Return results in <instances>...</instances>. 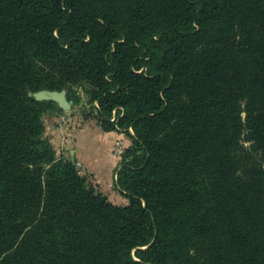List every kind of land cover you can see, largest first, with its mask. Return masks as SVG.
Wrapping results in <instances>:
<instances>
[{
    "label": "trees",
    "instance_id": "obj_1",
    "mask_svg": "<svg viewBox=\"0 0 264 264\" xmlns=\"http://www.w3.org/2000/svg\"><path fill=\"white\" fill-rule=\"evenodd\" d=\"M80 85L126 204L28 94ZM0 264H264V0H0Z\"/></svg>",
    "mask_w": 264,
    "mask_h": 264
},
{
    "label": "crops",
    "instance_id": "obj_2",
    "mask_svg": "<svg viewBox=\"0 0 264 264\" xmlns=\"http://www.w3.org/2000/svg\"><path fill=\"white\" fill-rule=\"evenodd\" d=\"M58 115L57 113L55 118ZM55 118L45 120V132L48 133L49 140L54 146L57 142L61 143L59 147L61 146L60 149H67V157L70 160L72 158L75 162H80L84 170L92 174L95 185H100L101 189L106 187L109 179L116 175L119 166V158L113 152V145L117 139L125 138L126 133L116 130L105 131L96 122L94 124L88 123L79 130H75L70 144L64 146L66 144L65 139H61L57 130L52 127ZM64 151L58 152L62 155ZM120 194L122 193L120 192Z\"/></svg>",
    "mask_w": 264,
    "mask_h": 264
},
{
    "label": "rangeland",
    "instance_id": "obj_3",
    "mask_svg": "<svg viewBox=\"0 0 264 264\" xmlns=\"http://www.w3.org/2000/svg\"><path fill=\"white\" fill-rule=\"evenodd\" d=\"M85 86V85H84ZM80 85V86H76L74 87L73 91L71 92V95L68 96L66 93V98L67 100H71L72 101V106L69 110H62L58 113V117L55 118L57 113H53V114H49L46 115L45 120L47 121L48 119L54 117V121H53V128L57 130L58 135L60 136V138H64L66 141V144H64V146H67L70 144L71 138H72V134L74 133L75 130H79L80 128L83 127L84 124H88V123H95V119H94V114H95V110L93 108V104L88 102V95L86 93L85 87ZM72 97V98H71ZM73 99L75 100V102L73 101ZM64 115L65 117V121H62L60 118L61 116ZM48 133H46L44 131V135L47 138H50L47 136ZM126 137L123 139H117L115 141V144L113 145V152L115 150L116 147V142H119L121 146H123L124 148L126 146H128L131 142L130 137L126 134ZM52 143V142H51ZM58 143V142H57ZM52 143L54 149L56 150V154L60 155L58 151H64V153L62 154L64 157H67L68 154L66 152L67 149L62 148L60 149L59 145H61V143ZM61 155V156H62ZM68 158V157H67ZM120 160V157H117ZM75 166L77 167L78 171L80 174H82L83 176L86 177L87 181L92 184L93 186H96L98 184L95 185L94 183V179L91 173L86 172L84 170L83 165L80 162H75ZM115 176H113V178L111 177L109 179V182L107 184L106 187L102 188L99 187L100 185H98L96 188L97 190L101 191L105 196L108 197L109 200H111L113 203L116 204H126L128 202V199L123 196L122 194H120V192L116 189L115 186ZM100 188V189H99Z\"/></svg>",
    "mask_w": 264,
    "mask_h": 264
},
{
    "label": "water",
    "instance_id": "obj_4",
    "mask_svg": "<svg viewBox=\"0 0 264 264\" xmlns=\"http://www.w3.org/2000/svg\"><path fill=\"white\" fill-rule=\"evenodd\" d=\"M28 94L34 96L36 99L53 100L57 103V106L62 110H69L72 106V101L67 100L66 98L65 89H62V90L42 89L34 93L29 92ZM71 161H73L72 158H71Z\"/></svg>",
    "mask_w": 264,
    "mask_h": 264
},
{
    "label": "built area",
    "instance_id": "obj_5",
    "mask_svg": "<svg viewBox=\"0 0 264 264\" xmlns=\"http://www.w3.org/2000/svg\"><path fill=\"white\" fill-rule=\"evenodd\" d=\"M65 117H66V116H65ZM65 117H64V115H62L60 119H61L62 121H65ZM124 149H125V148H124L123 146H121L119 142H116V147H115V150H114V154H115V156L121 158V155H122ZM115 178H116V175H115Z\"/></svg>",
    "mask_w": 264,
    "mask_h": 264
}]
</instances>
